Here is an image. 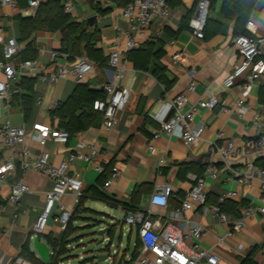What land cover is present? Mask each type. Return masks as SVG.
Wrapping results in <instances>:
<instances>
[{
  "label": "crops",
  "instance_id": "1",
  "mask_svg": "<svg viewBox=\"0 0 264 264\" xmlns=\"http://www.w3.org/2000/svg\"><path fill=\"white\" fill-rule=\"evenodd\" d=\"M55 1L40 0V6H49ZM102 1L111 3V7H108L111 9L110 13L101 15L96 10L98 6L101 9H108L102 6L103 2L95 5L76 0L75 11L70 15L75 21L86 24L90 17H97L94 27L87 25L90 32H98L94 46L102 50L108 58L113 52L122 54L127 67L122 84L131 90V95L126 107L118 113V124L114 129L104 128L101 117L86 131L70 138L68 144H50L48 150L51 152L52 162L58 164L65 160L70 153L76 150L78 142L95 145L101 153L99 162L104 165L112 164L110 167L112 170L117 168L120 171L119 177L106 192L118 200L129 201L134 190L138 189L141 208L148 207L150 195L157 185L170 186L173 189L171 205L175 206L174 202L176 201V205H178L180 199L192 188L194 184L192 178L205 176L207 193L210 198L208 204L199 207L196 213L189 214L192 220L213 229V234H208L203 238L202 246L211 250L218 257V264H242L244 259L240 256V246L243 247L247 256L253 254L254 264H264V224L261 220L259 218L251 219L241 233L228 236L230 226L214 220L210 210L217 198L228 191L236 190L240 193V204L258 205L261 202L259 182L252 180L251 186H238L236 179L232 177L224 162L212 151L214 144L224 146L227 141H234L238 146L244 147L255 141L263 132L262 123L257 122L254 116L258 114L264 118V103L260 102V96L264 89V77L253 83L250 95L245 102V106L249 110L242 118L236 113L235 107L242 91L241 86L231 89H226L224 86L225 78L241 59L233 46L235 22L224 17L222 1L209 0L210 8L207 20L210 29L215 33L205 36L204 39H199L189 25L199 0H171L169 16L157 18L147 30L146 36L142 38V46L147 42L154 43L155 50L163 48L164 55L161 60H153L149 72H142L135 69L133 63L127 60L125 33L129 29V23L123 16L122 7L124 5H117L112 0ZM18 10L11 12L9 8L0 6V34L4 42L15 38L22 50L26 43L21 42V24L18 16L31 17L34 14L28 8V0H19ZM250 19L256 23L257 37L264 38V0H256ZM183 24L189 25L190 28L183 29ZM33 40H35L38 50V57L35 59L39 61L44 72H51L55 67L70 61L63 56L55 62L51 61V52H60L62 48L60 32L38 31ZM179 53L183 54L184 59L175 62L172 57ZM18 54L12 61L17 67V80L10 83L9 99L2 103L0 129L8 120L14 126H25L29 133L37 124L57 128V123L51 118L50 112L58 103L66 101L79 83L73 76L62 79L56 84L37 80L33 95V112L29 121L26 122L19 100L11 102L13 89L22 77L35 79L36 77L25 70L21 71ZM2 57L3 45L0 42V59ZM155 67L165 68L168 78L176 81L172 90L166 91L165 87L153 76L152 71ZM107 68L108 63L103 67L96 66L95 73L83 83L88 84L93 90L102 89L104 84L109 82L105 72ZM3 79V71L0 70V80ZM192 82L196 83L195 93L187 91ZM206 91L224 101L229 111L221 112L220 109L199 111L195 116V121L202 122L207 126L201 141L186 146L182 140L166 135L158 140H153L154 135L160 129V124L151 118V114H160L162 117L165 113L163 105L170 103L183 93H186L189 99V103L184 107V111H187L191 103L207 98ZM151 143L154 146L152 151L148 149ZM27 145L34 155L38 154L40 148L36 140L29 137ZM13 147L15 146L7 144L0 137V164L4 162ZM208 154H211V157H208ZM247 161L253 162L258 167H263L264 152L255 153L248 150L246 155L233 162L231 167L245 173ZM181 164H189V167L192 168L184 180L179 178ZM211 164L218 171L216 179L207 175V169ZM71 173L83 179L85 190L95 185L100 176L84 162L73 164ZM18 178L25 180L31 193L24 196L19 206L28 210L27 215L15 219L14 214L17 211V206L8 202V198L12 185ZM52 186L51 180L33 169L27 173L18 170L16 174L1 184L0 203H4L5 207L0 213V264H20L18 260L25 264H34L27 257L21 256L25 244H28L30 250L39 258L32 244L37 235L34 226L44 208L46 195ZM180 193L182 195L179 198ZM63 202L66 206L72 207L73 196L68 194L64 197ZM232 203L234 204V202ZM86 206L96 213L82 215L83 219L88 222L79 224V227L87 226L90 224L89 221H99L98 219L105 218L107 215L105 212L111 208L98 201H89ZM56 209L57 206L48 220L47 229L39 234L43 242H46V235H52L60 240L64 234L57 219ZM228 214L235 218L231 211ZM76 223H81V221L78 219L75 221ZM219 238H223V242H219ZM74 260L65 259L60 264H77Z\"/></svg>",
  "mask_w": 264,
  "mask_h": 264
},
{
  "label": "built area",
  "instance_id": "2",
  "mask_svg": "<svg viewBox=\"0 0 264 264\" xmlns=\"http://www.w3.org/2000/svg\"><path fill=\"white\" fill-rule=\"evenodd\" d=\"M64 7L67 14L75 11L76 0H58ZM85 3L95 5L102 4L103 7H111L109 1L102 0H81ZM171 0H132L131 3L122 7L124 18L129 23V29L125 33L127 38L126 51L129 53L142 46V38L147 34V30L153 22L159 18H166L171 12ZM19 0H0V6L7 7L11 12H17ZM40 7V0H28V8L35 15ZM210 8L209 0H199L194 16L190 20V27L199 39H204V28L208 19ZM246 30L248 35H237L233 38V46L240 56V62L233 71L225 78L224 86L231 89L241 86L242 91L236 102V113L239 117H244L249 108L245 106L252 85L255 81L264 77V38L257 37L256 23L253 19L247 22ZM0 42L3 45V57L0 59V70L3 71L4 79L0 80V114L3 101L9 99L10 83L17 80V67L12 62L14 57L20 52L21 47L15 38L6 42L0 34ZM174 44V41H172ZM67 57L60 52H51L50 58L55 62L59 57ZM175 62L184 59L182 53L172 57ZM20 69L32 74L39 81L56 84L62 79L73 76L78 83L85 82L96 71L95 64L86 57H76L63 65L57 66L51 72H44L43 67L37 59L28 60L20 63ZM109 82L104 84L102 89L106 94V99L95 101L93 108L102 114V125L111 130L118 124V113L122 111L130 98L131 90L122 84L125 79L127 67L120 52H113L108 61V68L105 70ZM195 93L196 83H191L187 90ZM207 98L200 99L189 105L187 111L184 107L189 103L188 96L183 93L173 99L170 103L163 105L165 113L151 114V118L159 122L160 129L154 135L153 140H158L163 135L176 137L184 142L186 146L193 145L202 140L207 130V126L202 122H196L195 116L200 110L214 111L220 109L221 112L229 111L227 104L217 96L211 95L206 91ZM162 107V108H164ZM254 119L261 122L263 126L262 134L251 144L238 146L234 141H227L224 146L214 144L213 153L224 162L232 177L236 179L238 186H251L252 180H257L260 185L261 202L258 205L240 204L241 195L238 191H228L217 198V202L210 207L211 215L220 224L230 226L228 236L241 233L248 221L259 218L264 224V166L258 167L253 162L245 163L246 172L242 173L231 167L233 162L240 160L248 150L255 153L264 152V118L255 114ZM0 137L7 144L15 146L9 155L0 164V186L10 176L21 170L23 173L35 170L52 181V189L46 195L44 208L38 217L34 231L41 234L47 229L48 220L54 213L57 206V219L65 231L80 198L85 192L83 179L71 173L72 165L77 162H84L91 166L99 175L105 170L104 165L99 162L101 153L95 145H87L85 142H78L76 150L60 163L51 160V152L48 150L50 144H68L70 134L50 125H34L29 133L25 126H14L9 120L0 129ZM31 137L39 145L38 154H33L27 145L28 138ZM221 137V136H219ZM148 149H154L151 143ZM216 179L218 171L214 165L207 169V175ZM120 171L116 168L111 172L110 177L105 183V191L109 190L114 181L119 177ZM193 186L188 190L179 204L172 206L171 198L173 189L168 185H157L150 195L147 208L128 213L122 205L114 210L124 214V220L115 225H104L100 229L110 228L121 225L130 227V234L136 229V243L140 244L138 257L133 264H218V257L202 246V240L208 234H213L212 227L205 226L189 217L190 213L197 211L199 207L208 204V193L205 176H194ZM31 193V189L24 179L18 178L12 185L11 194L8 202L17 206L14 214L15 219L19 216L27 215L28 210L19 207L24 196ZM68 194L73 196V206L68 207L63 199ZM229 202L238 203L237 216L232 218L224 211L223 207ZM4 203H0V213L4 209ZM102 223V222H101ZM109 232L104 236V243L101 245L100 254L107 256L104 263L119 264L125 258L128 262L132 256L127 258L125 253L120 254L119 250H111L112 241ZM223 242V238H219ZM71 250V245L68 246ZM242 259L247 258L243 247H239ZM51 255L52 252H51ZM20 264L21 260H18Z\"/></svg>",
  "mask_w": 264,
  "mask_h": 264
},
{
  "label": "trees",
  "instance_id": "3",
  "mask_svg": "<svg viewBox=\"0 0 264 264\" xmlns=\"http://www.w3.org/2000/svg\"><path fill=\"white\" fill-rule=\"evenodd\" d=\"M117 5H127L132 0H112ZM223 3L222 13L224 17L229 21L235 22L234 35H248L246 30V24L249 21L252 11L255 8L256 0H220ZM96 10L105 15L110 13L111 9H101L99 6ZM21 24V42L26 43L24 49H22L18 58L20 62L33 60L38 57V50L34 35L38 31H51L60 32L62 35V48L61 54H65L68 60H73L76 57L85 56L92 61L97 67H103L109 61L102 50L97 49L94 46V40L98 34L97 31L90 32L86 23H79L73 19L70 14H67L63 5L56 0L49 6H40L37 13L31 17L18 16ZM190 24V23H189ZM183 29H189V25L183 24ZM215 31L210 29L209 22L207 20L204 28L205 36L214 34ZM156 45L151 42H147L143 46L133 51H130L127 55V60L133 63L135 69L142 72H149L154 59L161 60L164 51L163 48L155 50ZM153 76L157 81L163 85L166 91H170L174 88L176 81L170 80L166 74L165 68L155 67L152 71ZM37 79L22 77L20 82L17 83L13 89L12 101L20 102L21 109L24 114L26 122L29 121L33 112V95ZM106 94L103 89L93 90L88 84L79 83L70 97L64 101L58 103L50 112V116L57 123V128L66 130L70 134V138L77 134L86 131L92 125L95 124L99 118L103 116L101 113L94 110L93 105L97 100H104ZM260 102L264 103V89L260 96ZM104 165V164H103ZM112 164L104 165V172L100 174L99 178L95 182V185L85 190L83 196L80 198V202L75 208V211L64 231L62 238L59 240L52 235H46L45 240L52 252L51 264H60L65 260V257L70 253L69 245L73 243V237H76L78 227L75 226V221L83 219L84 214L93 213V210L86 205L89 201H98L107 204L109 207L116 209L118 205H122L124 210L128 213H134L141 210V205L138 199L139 191L135 189L132 197L129 201H121L115 197L109 195L105 191V183L111 175ZM189 164H181L179 178L184 180L190 171ZM182 195L179 194V198ZM209 197L207 200L209 201ZM217 201H215L216 203ZM177 204V201L174 202ZM224 211H231L232 215L236 217L237 205L232 202L227 203L223 207ZM84 220V219H83ZM103 222L98 225L101 226ZM113 228L109 231V236L113 234ZM140 244L137 243L132 260L127 261L125 258L120 260L119 264H133L138 257V250ZM21 256L27 257L34 264H45L39 258L36 257L28 244H25L21 251ZM253 254L247 256L243 260L242 264H254L252 260ZM95 258L89 260H83L77 264H94Z\"/></svg>",
  "mask_w": 264,
  "mask_h": 264
},
{
  "label": "rangeland",
  "instance_id": "4",
  "mask_svg": "<svg viewBox=\"0 0 264 264\" xmlns=\"http://www.w3.org/2000/svg\"><path fill=\"white\" fill-rule=\"evenodd\" d=\"M105 213H107L106 217L98 219L99 221H89L90 224L87 226L83 225L79 227V224L82 225L85 220H80L81 223H76L75 226L78 227L76 237H73L71 244V251L65 257L66 260L68 259H75L76 263H79L83 260H89L93 257V253H90L93 250L97 252H101V248L103 246H97V242L100 240L97 233L102 226L98 224L100 222L106 223L104 225H115L118 222H122L124 220V214L121 211H117L114 209H108ZM95 220V219H94ZM105 229V228H103ZM112 236L109 238L112 241V248L111 250H119L120 254L125 253L127 258L131 257L135 250V243H136V229H133L132 234H130V227L127 225L121 226L118 225L114 227ZM102 264H109L108 262Z\"/></svg>",
  "mask_w": 264,
  "mask_h": 264
},
{
  "label": "water",
  "instance_id": "5",
  "mask_svg": "<svg viewBox=\"0 0 264 264\" xmlns=\"http://www.w3.org/2000/svg\"><path fill=\"white\" fill-rule=\"evenodd\" d=\"M97 20L96 16H92L87 20V25L89 27H94L95 22ZM208 157H211V154H208ZM110 231V228H105L100 231H98L97 235L100 237V240L97 242V246H101L104 243V236ZM33 248L35 252L37 253L38 257L45 263V264H51L52 262V255L50 247L46 242L41 241L40 235L37 234L35 238L32 241ZM90 253H93V258H95L94 264H102L106 261L107 256L100 254L96 250L91 251Z\"/></svg>",
  "mask_w": 264,
  "mask_h": 264
}]
</instances>
